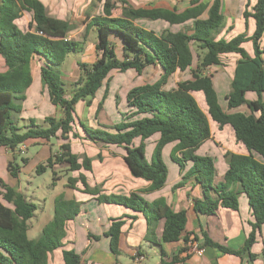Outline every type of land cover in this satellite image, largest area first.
Returning a JSON list of instances; mask_svg holds the SVG:
<instances>
[{"label": "trees", "instance_id": "obj_1", "mask_svg": "<svg viewBox=\"0 0 264 264\" xmlns=\"http://www.w3.org/2000/svg\"><path fill=\"white\" fill-rule=\"evenodd\" d=\"M96 2H104L103 14L91 19L87 17L85 31L96 29L95 51L98 58L92 64L78 63L81 77L74 84L71 98L67 99L58 68L69 53L82 49L79 42L67 39L71 30L69 23L49 17L45 6L38 0H0V58L6 67V71L0 73V147L18 153L19 147L29 140L48 141L59 136L65 141L59 155L49 158L45 167L38 166L36 172L64 163L69 164V171L91 172L90 159L84 154L79 162L78 156L70 152L68 144L71 135L79 137L74 133L76 103L86 101L89 105L103 85L107 94L108 77L114 71H131L141 75L147 68L157 67L160 77L156 82L127 91L124 100L126 112L121 116L122 120L112 126V132L91 129L78 121L84 133L83 139L121 148L124 151L123 162L130 175L150 183L146 192L157 191L164 186L168 171L162 160V150L166 145L173 144L169 158L181 175L173 190L193 181L201 187L204 195L203 200L194 202L192 209L195 213L215 215L220 208L237 212L239 195L245 197L251 211V231L240 250L220 246L205 233L202 234L204 245L238 257L248 254L249 260L253 261L255 256L250 249L264 224V46L260 47V39L264 36V0H257L251 13L255 24L253 34L250 37L239 35L231 40L215 39L216 33L223 27L220 0H214L211 5L192 0L190 6L181 12L134 9L122 1L120 17L111 16L109 0ZM23 12L32 13L25 31L16 24ZM249 15L244 12V18ZM136 20L164 22L167 25H183L192 21V25L184 32H171L168 28L155 32L137 25ZM248 41L252 44V56L242 48V44ZM230 54L240 58L233 70L224 110L211 77L204 75L203 71L219 65L220 58ZM35 57L43 60L40 79L48 99L63 111L64 118L46 117V128L35 126L31 120V126L20 132L12 116L20 110L15 103L24 99L23 94L32 83L30 63ZM187 71L190 72V79L177 83L173 89L165 88L173 74ZM192 93L201 95V107ZM249 93L257 97L255 103L247 101ZM103 96L102 101L105 99ZM243 105L257 111V115L235 112ZM210 125L219 128L229 126L235 141L246 151V154L227 152L224 155L227 169L224 181L218 184L213 183V159L197 154L211 138ZM154 138L157 140L151 159L147 161L145 141ZM14 164L8 163L7 171L11 178L17 179L19 167ZM78 182L83 188L82 193L97 195L95 200L98 204L120 206L141 213L150 227V242L155 243V228L163 220L162 244L181 239L187 243L188 239L182 238L187 224L186 212L171 210L163 198L147 202L134 192L128 195H98L89 189L82 175L78 179L69 178L67 187L76 189ZM0 186L4 190L3 194L0 192L2 200L6 203L0 202V264H49V255L57 249H61L63 264H81L79 254L74 249H64L62 244L66 223L80 212L79 202L66 200L64 195L57 196L52 220L41 229L38 238L30 240L27 236L28 222L34 217L36 205L1 180ZM210 192L215 194L214 199ZM123 225L122 218L111 219L109 230L103 234L109 238L110 251L115 256L119 255L118 241ZM177 262L176 258L167 260L161 253L159 264Z\"/></svg>", "mask_w": 264, "mask_h": 264}, {"label": "crops", "instance_id": "obj_2", "mask_svg": "<svg viewBox=\"0 0 264 264\" xmlns=\"http://www.w3.org/2000/svg\"><path fill=\"white\" fill-rule=\"evenodd\" d=\"M38 1H40L45 6L46 13L49 17L67 21L71 26L70 32H72L75 29L74 22L72 21L73 17L72 15H70V12H72V14L76 12H80L81 14L83 13L84 16H81V18H85L87 17L89 7L94 4L95 7L93 14L91 13L90 16H88V18L91 19L93 17L103 14L104 2H101L98 5L96 3V0H70L69 2H67L68 0L66 1L38 0ZM122 1L127 2V4L134 9H164L169 11L177 10L181 12L190 6V2L192 0H109V3L111 4V16L113 17L121 16L122 6H123V4L121 3ZM199 1L211 5L214 0H199ZM256 2L257 0H220V13L223 16V27L218 33H216L215 39L231 40L239 35H245L246 37H250L254 32L255 24H254V20L249 21L247 23H243L244 12L247 11V13H253V7L255 6ZM31 16H32L31 12H23V16L16 21L18 27L23 31H25L27 29L29 22L31 21ZM135 23L143 27L144 29L154 30L155 32L167 28L171 32H178V31L184 32L186 30H189L192 25V21H188L183 25H167L164 22H150L147 20H136ZM91 29L96 33L95 28H91ZM70 32L68 33V35L70 34ZM249 42L250 41L246 42V44L244 43L245 45L242 44V48L246 51V53L249 56H252V48ZM239 58L240 57L235 54H230L229 56H222L220 58L219 65L211 66L203 71L204 75H208L211 77L212 85L217 93V96H218V92H217L218 89H222L224 91V95L222 97L223 103L220 102V98L218 96L220 105L224 110L226 108L225 97L231 90L230 88L231 77L233 74L235 64ZM42 65H43L42 59H39L38 57L32 59L30 63L31 76H32L31 85L33 84L34 80L38 76H40V68ZM155 68L158 69L157 67ZM226 69L230 71L229 74L225 73ZM5 71H6V67L4 66V63L0 58V73H3ZM128 73L131 74V72ZM189 73H190L189 71H187L186 73L176 72L170 78L173 79L175 75H180V74H182L183 76H185L186 74L189 75ZM215 74L219 76L217 82L213 81L212 78L214 77ZM185 80H188V78H185L182 81ZM110 85L111 87L109 88V90L112 88L113 83L111 82ZM176 85L177 84H175V86ZM175 86L166 89L168 90L173 89L175 88ZM29 88L27 90H29ZM45 90L46 89L42 86V92H44ZM117 90H118L117 87H115V91ZM126 93H123V95L121 94L119 95V99H120L119 102H121V106L123 107L122 109L124 112H126V106L124 102ZM196 94H198L201 97L199 93ZM246 98L249 103H255V100L257 99V97L251 93L247 94ZM262 98L264 99V94L262 95ZM235 112H242L245 114L253 113L257 115V111H252L251 108L248 107V105L241 106ZM226 127L227 126L223 128H219V127L217 128L223 131L225 129L228 130ZM214 129L216 130L215 125H214ZM210 130H211V138L207 142L214 140V134L212 133L213 127L211 125H210ZM230 130L231 131L228 132H230V137H232V140H234L232 129L230 128ZM156 140L157 138L145 141V158L147 161H150L151 159ZM61 141L62 144H64V141L63 140ZM68 141H71V144L74 143L72 142L71 137ZM83 141L85 142H80V143L81 145H83L82 147L84 148L83 150L86 151V148L89 147V145H87L88 143H86L88 141L84 139ZM44 142L47 141L29 140L25 143V145L27 143L28 144L32 143L35 145L36 144L44 145L43 144ZM207 142L205 144H207ZM62 144L60 143L59 145L61 146ZM93 144L95 146L100 145L95 143ZM135 145H137V141ZM204 145L202 146V148L204 147ZM234 145H235L234 148H230L229 150L230 153L246 154L244 147L240 143H237L235 141ZM103 146L104 145L101 144L100 147L111 151L112 148L119 149L118 151H115V152H119L116 155L115 160H119V162L124 164L123 162L124 151L121 148L107 147V146L103 147ZM172 147L173 144H168L163 148L162 160L164 157L166 158V155L169 156ZM202 148H200L197 151V153ZM223 148L225 147L223 146ZM88 152L90 151L87 150V153ZM13 154H17V152L13 153L8 148L0 147V179L5 181V179L9 177L10 179H12V182H14L15 184H17L18 182V186H19L20 175L18 174L17 179H13L10 177L7 171L8 163L15 162L13 160L14 159ZM207 154H209V152ZM87 157L90 159L92 170L91 172H87L84 170H80V171L85 173L84 177L86 178V183L89 186L91 185L95 186L97 180H101V179L105 180L106 179L105 177L109 175L105 181V185H103L104 189H102V192L98 193V195L100 194L128 195L129 193L134 192L137 193L140 197H142V199H144L147 202H152L156 199L163 198L171 210L175 212H179V211L186 212L187 224H186L185 232L182 235V238H187L188 241L187 243H184L183 240L181 239L180 241L175 243L162 244L160 242V238L163 229V220H161L158 222L154 231L155 243L150 242V240L152 239V237L149 234L150 227L147 224L146 218L141 213H135L129 209L120 206L98 204L95 200L97 195L82 193L81 191L83 188L81 184L77 183L76 184L77 190L66 188L71 193L68 192L69 195H67L66 192H63L62 195H64V198L66 200L75 199L78 202L82 198L83 199L82 202L85 201L84 202L85 204L87 203L89 204L87 206L88 208L86 209L80 208L79 214L72 221L66 223L65 237L62 241V244L64 249L73 248L75 252L79 254L81 259V264H159L162 252L164 253L165 258L167 260L176 258L178 260L177 264H264V224L262 225L260 231L257 233L256 241L250 249V253L255 256V259L253 261L249 260L248 254H244L241 255V257H238L231 254H224L223 252L219 251L216 248L204 245V237L202 235L203 233H205L206 236L214 243L223 246L225 248H228L230 250L237 251L243 247L248 237V234L251 231L250 223L253 221L251 211L243 195H239L238 197L241 198V196H243V198L245 199V203H241V205H239V210L237 212L220 208L218 209L215 215L204 216L195 213L192 209L195 201L204 199L202 189L198 184H196L193 181H188L184 186L173 190L174 185L181 180V175L179 173L178 167L175 164H173L171 161H170L171 164H173L171 165L170 168L172 172L169 171L168 166L165 164L167 167L168 174L164 186L160 190L153 192H146V189L149 187L150 183L140 178L132 179V176L129 174L125 164L124 166L127 176L130 178L127 184L121 181L120 175L118 174L116 167H113V165L110 166V168L107 167L109 163H112V161H109L108 164H104L105 163L104 162L102 163L103 165H101V162L99 161V159H97L98 160L97 164L99 165V168L96 169L95 167L96 161L93 160L91 156L87 155ZM79 162H81V160H79ZM226 169H227V165L223 163L222 166L220 167V170H218L219 172L217 171V173H215L214 175V180H213L214 184H218L224 181V174ZM53 170L55 171L56 167L53 168ZM97 170H98V174H97L98 179L94 178L93 175V173H97L96 172ZM111 176H113V178ZM72 178H74V176ZM109 179H111L112 182L113 179L115 181L112 184L108 185L107 180ZM98 184H102V183H98ZM28 185L29 184L27 183V186ZM27 186L23 188V192L21 191V187L19 188V190L16 191L23 193L27 199L28 198L31 199L29 196L30 191L27 190ZM10 187H12L15 190L14 186L10 185ZM77 194H79L80 196L79 199L78 197L77 198L75 197ZM210 196L213 199L216 197L213 192H210ZM0 202L4 204L3 200ZM39 214L40 215H37V217L36 215L34 216L40 222V226L43 228L47 223H49L52 220V217H50L49 214L45 216L43 210H41ZM118 218L123 219L124 225L121 228V234L118 241L119 255L115 256L110 251L109 238L103 236V234L109 230L111 219H118ZM82 224L83 226L79 230H77L76 227ZM31 226L32 225L29 224V228H31ZM35 230H36L35 232H37L38 228H35ZM95 236H98L99 238L94 239L93 237ZM189 241H194V243L200 249H202V255H197L194 252H192L191 247L189 246L190 243ZM259 245L262 246L261 251H259L258 248ZM258 258L260 259L262 258L263 261L261 262V260ZM48 262L49 264H63L61 258V249H57L53 253H51L49 255Z\"/></svg>", "mask_w": 264, "mask_h": 264}, {"label": "rangeland", "instance_id": "obj_3", "mask_svg": "<svg viewBox=\"0 0 264 264\" xmlns=\"http://www.w3.org/2000/svg\"><path fill=\"white\" fill-rule=\"evenodd\" d=\"M66 1V0H65ZM68 0L67 2H69ZM98 5L100 3L96 2ZM95 5H91L89 7L87 17L90 16V14H93ZM76 12V11H75ZM97 12V11H96ZM250 15L246 18H243V23H247L249 21H253V18ZM70 15H72V21L74 22L75 29L70 32V34L67 36V39L70 41L79 42L81 44L82 49L77 52L69 53L66 58L64 59V62L60 65L58 68L61 81L63 83V89H64V96L67 99L71 98V95L74 90V84L79 81L81 77V71L78 67V63H84V64H92L95 62V60L98 58L97 53L95 51V43L97 42V34L90 29L87 33L85 31V21L87 17L81 18V16H84V14L80 12L73 13L70 12ZM245 25V24H244ZM252 48L251 42H249ZM246 44V42H245ZM244 44V45H245ZM264 46V36L260 39V47L261 49ZM227 70V71H226ZM225 73L229 74V70L226 69ZM131 72V71H128ZM215 74L213 78V81H216L219 79V76ZM227 76V75H226ZM160 77V71L156 69L155 67H150L142 72L141 75L137 74H130V73H119L117 71L112 72L108 77V92L105 94L104 89L105 85H103L96 93L95 97L92 98L90 101V104L88 105L86 101L78 102L76 103L74 107V118L76 119V131L74 132L79 137L74 138L72 135L70 136L72 139L71 141H68V144L70 145V152L72 154H75L78 156L79 160L82 159L83 154L86 156H91L93 160H95V167L96 169L99 168V165L97 164L98 160L101 162V165L108 164L109 161H112V163H109L107 166L110 168V166L113 165V167H116V170L118 174L120 175L121 181L124 183L129 182V177L127 176L125 166L123 163L119 162V160H115L116 155L119 152V149L112 148L111 150H107L105 148L100 147V145H94L93 143H90L88 140L87 145H89L88 148H86V151L83 150V145H81L80 142L83 141L84 133L82 131V128L79 126L78 121L82 122L85 126L91 128V129H100L105 130L108 132H112V126L115 124H118L122 118L121 116L125 113L123 111V107L121 106V102H119V95H123V93H126V91L133 87L143 85V84H151L156 82ZM185 78L190 79V74L183 76L175 75V77L169 78L167 81V84L165 88H171L174 87L175 84L179 83L180 81L184 80ZM113 83L112 88L110 83ZM170 82V83H169ZM114 87V88H113ZM115 87H117V91H115ZM116 92V93H115ZM218 96L220 98V102L223 103L222 97L224 95V91L222 89H218ZM105 95V99L102 101V98ZM194 98L197 100V103L199 106H202V100L201 97L196 94L192 93ZM24 99L20 102H16V106L19 107L18 113H13L12 120L14 124L20 129V132H24L29 128L30 121H34V123L40 127V128H46L47 124L44 122V119L46 117H53L56 120H61L64 118L63 111L57 107L53 106L49 99H48V93L47 90L42 92V83L40 76H38L29 90H26L23 94ZM117 96V97H116ZM102 102L101 107H99V103ZM35 125V126H36ZM213 127V134H214V140L207 142V144L204 145V147L197 153L199 156H210L213 159L214 162V168L215 173H217L218 170H220V167L223 163L226 164L224 155L227 152H230V148L235 147V139L232 140V137H230V127L227 126L226 128L228 130H219L216 126V130ZM68 138V140L70 139ZM60 137L57 138L52 137L47 142H44V145H38V144H32L27 143L25 146V149L23 152L13 154L15 155V158L13 159L15 161L14 165H17L19 167V180L20 185L18 186L14 182H12V179L6 178L5 181L0 179L5 185L7 186H14L15 190H19L21 187V191L23 192V188L27 186V183L29 184L27 186V190L30 192V202L36 205V211L34 215H40V211H44V215L47 216L49 214L50 217H53V207H54V200L58 195H62L63 192H66L67 195L71 193L66 188L68 184V179L74 178L78 179L80 175L85 176V173L82 171H69V164H58L54 167H46L44 171L42 172H36V169L38 166H44L47 163V160L49 158H53L55 155H59L62 141ZM85 140V139H84ZM59 141V142H58ZM59 143V144H58ZM65 143V141H64ZM79 143V144H77ZM75 144V145H73ZM219 144V145H218ZM238 145V144H237ZM60 146V147H59ZM223 146L225 148H223ZM239 146V145H238ZM104 147V146H103ZM87 150L90 152L87 153ZM84 151V153H83ZM209 152V154H207ZM25 160V162H24ZM164 163L168 166L169 171H171V162L169 159V156L166 155V158H163ZM227 165V164H226ZM106 166V165H105ZM56 167V170L54 171L53 168ZM95 172V171H93ZM97 173H93L94 178L98 179V170ZM219 172V171H218ZM130 174V173H129ZM109 176V175H108ZM106 176L105 178L107 179ZM113 178V176H111ZM119 178V176H118ZM89 179V178H88ZM95 179V180H96ZM105 180H97L95 186L91 185L88 187L89 189H92L96 191L97 193L102 192V189H104ZM132 179H137L133 178ZM11 180V181H9ZM14 181V180H13ZM115 180L113 179V182ZM119 181V180H118ZM111 179L107 180L108 185L113 183ZM122 182V183H123ZM79 183V182H78ZM102 183V184H98ZM80 184V183H79ZM66 185V186H65ZM0 192L3 194L4 190L2 186H0ZM69 192V193H68ZM2 194H0V201H2ZM78 199L80 198L79 194L75 196ZM85 197V196H84ZM75 200V199H74ZM83 199L81 198L78 202L80 203V208L86 209L88 208V204H85L82 202ZM87 201V198H86ZM239 205L241 203H245V199L243 196L241 198L238 197ZM3 203L6 205V203L3 201ZM29 224L32 225L31 228H29V232L27 233V236L30 240H35L40 235L42 227L40 226V222L35 218V216L30 219ZM82 225H78L76 228L79 230ZM35 228H38V231L35 232ZM259 251L262 250V246L259 245ZM73 249V248H72ZM261 254V253H260ZM260 259V258H258ZM261 262L263 261L262 258L260 259ZM259 260V261H260Z\"/></svg>", "mask_w": 264, "mask_h": 264}, {"label": "built area", "instance_id": "obj_4", "mask_svg": "<svg viewBox=\"0 0 264 264\" xmlns=\"http://www.w3.org/2000/svg\"><path fill=\"white\" fill-rule=\"evenodd\" d=\"M25 149V146L24 145H22V146H20L19 147V152L18 153H20V152H23V150ZM190 243H189V246L191 247V250H192V252H194L195 254H197V255H202V249H200L195 243H194V241H189Z\"/></svg>", "mask_w": 264, "mask_h": 264}]
</instances>
